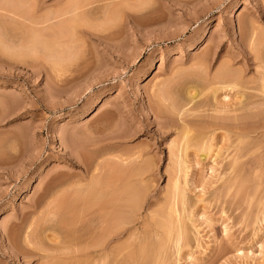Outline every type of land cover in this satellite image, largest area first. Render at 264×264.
Listing matches in <instances>:
<instances>
[{
    "label": "rangeland",
    "instance_id": "obj_1",
    "mask_svg": "<svg viewBox=\"0 0 264 264\" xmlns=\"http://www.w3.org/2000/svg\"><path fill=\"white\" fill-rule=\"evenodd\" d=\"M94 1L75 16L74 0H0V264H85L87 256L65 255L99 224L87 201L90 178L95 168L105 175L112 158L115 168L117 161L152 167L147 182L128 184L142 185L147 198L136 213L135 239L127 233L119 240L124 251L116 264H264V129L240 138L205 119L217 108L241 115V92L250 104L264 101V0ZM113 3H123L115 18ZM221 69L232 73L233 87L213 93ZM211 134L206 158L207 148L193 147ZM186 138L191 146L200 142L180 171L171 152ZM237 145L249 152L242 186L226 170ZM176 180L178 197L171 192ZM179 220L187 234L178 246Z\"/></svg>",
    "mask_w": 264,
    "mask_h": 264
},
{
    "label": "bare ground",
    "instance_id": "obj_2",
    "mask_svg": "<svg viewBox=\"0 0 264 264\" xmlns=\"http://www.w3.org/2000/svg\"><path fill=\"white\" fill-rule=\"evenodd\" d=\"M75 1V5H74V10H76L75 12L73 11L72 13L76 16V14L75 13H79V12H82V11H79V10H83L82 8H86L87 6H90V5H93V3L95 2L94 0H74ZM143 1V0H142ZM120 2V1H119ZM122 2H124V1H122ZM144 2V1H143ZM148 2V1H147ZM97 3V2H96ZM125 3V2H124ZM114 4V3H113ZM112 4V5H113ZM119 4V3H118ZM117 4V6H116V4H114L113 5V8H112V10H111V8L110 7H108V8H110V10H111V12L114 14H112L113 15V17L118 13V12H120L121 13V10H122V8H120V9H118V7H120V5L122 6V4L123 3H121L120 5H118ZM133 4H135V3H133ZM139 4V3H138ZM146 4V3H145ZM126 5H127V2H126ZM98 6V5H97ZM145 6V5H144ZM143 6V7H144ZM92 7V6H91ZM100 7V6H99ZM107 7V6H106ZM105 7V8H106ZM116 7V9H114ZM68 8V7H67ZM70 8H72V7H70ZM88 8V7H87ZM95 8V7H94ZM125 8H128V7H125ZM114 9V10H113ZM140 9V8H139ZM144 9V8H143ZM73 10V9H72ZM116 10H118V11H116ZM61 11V10H60ZM84 11H85V9H84ZM88 11V10H87ZM115 11V12H114ZM130 11H131V9H130ZM138 11V10H137ZM71 12V11H70ZM117 12V13H116ZM23 13V12H22ZM62 13H64V12H62ZM61 13V14H62ZM84 13H86V11L84 12ZM116 13V14H115ZM132 13V12H131ZM133 14V13H132ZM73 15V16H74ZM78 15V14H77ZM120 15V14H119ZM121 15H122V13H121ZM116 16H118V14L116 15ZM115 16V17H116ZM114 17V18H115ZM136 17V16H135ZM70 18V17H69ZM77 18V17H76ZM79 18V17H78ZM119 18V17H118ZM73 19V18H72ZM64 20V19H63ZM74 20H76V19H74ZM115 20V19H114ZM114 20H112V21H114ZM120 20V19H119ZM66 21V20H65ZM79 21V20H78ZM75 22H77V21H75ZM81 22V21H80ZM90 22V21H89ZM79 23V22H78ZM105 23H107V22H105ZM109 23V22H108ZM69 24H71L70 22H69ZM77 24V23H76ZM76 24H75V27H76ZM72 25H73V23H72ZM78 26H79V24H77ZM81 25V24H80ZM87 25V24H86ZM89 25V24H88ZM94 25V24H93ZM67 25H65V27H66ZM63 27H64V24H63ZM73 27H74V25H73ZM74 27V28H75ZM82 27V26H81ZM67 28V27H66ZM69 28H70V25H69ZM78 28V27H77ZM76 28V29H77ZM99 28V27H98ZM102 28H105V27H102ZM76 29H73L75 32H76ZM85 29H87V28H85ZM85 29H83V31L85 32L86 30ZM95 29V28H94ZM61 30V29H60ZM72 30V29H71ZM90 30H93V29H90ZM96 30V29H95ZM103 30V29H102ZM89 31V30H88ZM105 31V30H104ZM107 31V30H106ZM61 32V31H60ZM90 32V31H89ZM99 32V31H98ZM260 32V31H259ZM68 33V32H67ZM81 33H83V32H81ZM80 33V34H81ZM262 33V32H261ZM75 34V33H74ZM89 34V33H88ZM90 34H92L91 32H90ZM60 35H61V33H60ZM83 35V34H82ZM95 35V34H94ZM102 35V34H101ZM36 36V35H35ZM75 36V35H74ZM63 37V36H62ZM72 37V36H71ZM98 37V36H97ZM101 37V36H100ZM255 37V36H254ZM70 38V37H69ZM102 38V37H101ZM100 38V39H101ZM39 39V38H38ZM42 39V38H41ZM44 39V38H43ZM72 39V38H71ZM102 39H104V37L102 38ZM257 40V39H256ZM258 41V40H257ZM48 42H49V40H48ZM64 43H65V41H63ZM69 43V42H68ZM36 44V43H35ZM262 44V43H261ZM45 45V44H44ZM50 45V44H49ZM55 45H56V43H55ZM61 45V44H60ZM263 45V44H262ZM28 46V45H27ZM53 46V45H52ZM65 46V45H64ZM257 46V45H256ZM259 46V45H258ZM62 47V46H61ZM34 48V47H33ZM257 48V47H256ZM38 49V48H37ZM256 51H258V50H256ZM30 52V51H29ZM38 52V51H37ZM207 52V51H206ZM45 53V52H44ZM49 54V53H48ZM259 54V53H258ZM36 55H37V53H36ZM45 55V54H44ZM203 61L205 60V59H203V57L201 58ZM260 59V58H259ZM258 59V60H259ZM254 60H256L255 58H254ZM55 61V60H54ZM56 62H58V61H56ZM202 62V61H201ZM206 62V61H205ZM198 64H200V63H198ZM42 65V64H41ZM55 65V64H54ZM52 66V65H51ZM199 67H201V66H199ZM222 67V66H221ZM220 69V68H219ZM228 70V69H227ZM226 69H221V70H219V72H218V70H217V74L215 75V76H213L212 77V83L214 82V84L216 83L217 84V86L216 87H214L215 88V90H213V91H215V92H213V93H218V91L219 90H223L224 88H227V87H230L231 88V86H232V84L230 83V81L229 80H231V82H232V79H230V77L231 78H233L234 79V77H232V73H230L229 72V70L227 71ZM233 72V71H232ZM238 72V71H237ZM197 73H199V71L197 72ZM239 73V72H238ZM200 74H202V73H200ZM240 74V73H239ZM198 75V74H197ZM201 76V75H200ZM204 76V75H203ZM202 76V77H203ZM205 76H207V75H205ZM234 76V75H233ZM197 77H199V75L197 76ZM260 77V76H259ZM238 78V77H237ZM250 78V77H249ZM204 79V78H203ZM240 80V79H239ZM261 80V79H260ZM263 80V79H262ZM205 81V80H204ZM249 81V80H248ZM250 82V81H249ZM253 82V81H252ZM260 82H262V81H260ZM210 83V82H209ZM262 84V83H261ZM231 85V86H230ZM236 85V84H235ZM263 85H264V83H263ZM263 85H262V87H263ZM209 86V85H208ZM246 86V85H245ZM233 87V86H232ZM213 89V88H212ZM233 89V88H232ZM220 92V91H219ZM249 93V92H248ZM261 93H262V91H261ZM189 94V93H188ZM219 94V93H218ZM235 94V93H234ZM190 95V97H191V100H194V98L195 97H197L196 95H194V94H189ZM192 95V96H191ZM199 95V94H198ZM214 95V94H213ZM222 95V94H221ZM230 95V94H229ZM228 94H225L224 95V98H227L228 96H229ZM258 95V94H257ZM251 96V95H247L246 94V92H241V93H239V98H240V103H242V107L241 108H239L240 110L241 109H244V112H243V110H242V112L243 113H241V115H238L237 114V116L236 115H233V116H229V115H219V113L222 111V112H224L225 113V111H223V108L222 109H218L217 108V110L219 111H217V112H215L216 113V115L215 114H213V115H211L210 117H209V115H208V117L207 118H205L206 119V121H207V125L209 126V128L211 127V128H214V129H216V128H227V129H229V130H235V132L237 131V134L239 135V137L241 138H249V137H251L253 134H257V133H259V131H261V130H263L264 129V101L262 102V104H258V105H255V104H252L253 106H250L251 104L249 103L250 102V100H249V97ZM189 97V98H190ZM218 97H220V96H216V98L218 99ZM258 97H260V96H258ZM214 98H215V95H214ZM259 99V98H258ZM184 100V99H183ZM215 100V99H214ZM190 101V100H189ZM217 101V100H216ZM219 101V100H218ZM224 101V100H223ZM249 101V102H248ZM175 102H176V100H175ZM192 102V101H191ZM173 103V102H172ZM171 103V104H172ZM187 103V102H186ZM224 104H225V102H223ZM258 103V102H257ZM260 103H261V101H260ZM170 104V105H171ZM178 104V103H177ZM182 104H183V102H182ZM199 104V103H198ZM232 104V103H231ZM202 105V104H201ZM213 105V104H212ZM216 105V104H215ZM239 105V104H238ZM169 106V105H168ZM173 106V105H172ZM178 106V105H177ZM198 106V105H197ZM200 106V105H199ZM179 107H180V105H179ZM182 107H184V109L182 110L181 109V107H180V109H181V111H180V109H179V113H182V112H184V114L185 113H187V115H188V112L186 111L185 112V106H182ZM216 107H217V105H216ZM212 108V107H211ZM214 108V107H213ZM212 108V109H213ZM169 109V108H168ZM177 109H178V107H177ZM187 109V108H186ZM215 111H216V109H214ZM226 110V109H225ZM229 110V109H228ZM171 111V110H170ZM191 111V110H190ZM195 111V110H194ZM221 112V113H222ZM230 112V111H229ZM237 112V111H236ZM239 112V111H238ZM192 113V112H191ZM194 113V112H193ZM217 113H218V115H217ZM183 115V114H182ZM194 116H195V114H194ZM197 116V115H196ZM200 116V115H199ZM198 116V117H199ZM206 116V115H205ZM208 118H210L209 120H207ZM205 121V122H206ZM207 126V127H208ZM202 127H203V125H202ZM186 128V127H185ZM188 129V128H187ZM208 130H210V129H208ZM203 131V130H202ZM214 131V130H213ZM212 131V132H213ZM217 131V130H216ZM215 131V132H216ZM208 134V133H207ZM232 134V133H231ZM263 134V133H262ZM212 135V134H211ZM218 135V134H217ZM208 136V135H207ZM210 137H212V138H210V140H208L207 139V144H203L202 142L205 140H203L201 143L203 144H201V143H199L200 144V146H196V147H193L194 145H196V143L197 142H200V141H197L193 146H191L192 144H190V141H188L187 140V138L186 139H183V142H181L180 144H178L179 145V147H177V148H179L178 149V151L177 152H174V151H172L171 152V155L173 154V153H176V157H178L179 158V161L178 162H176V167H178L179 166V170L181 171L182 169H184L185 167H188L189 168V166H187L186 164L190 161V155H188V151L190 150L189 148H191V147H193V148H198L197 150L198 151H203V150H205V148H207L205 151H203L204 153L202 154V155H205V157L207 158L209 155H208V153L210 154L211 153V151H213V145H211V142L213 141L212 139H213V135L212 136H210ZM215 137V136H214ZM235 137H237V136H235ZM197 138V137H196ZM203 138V137H202ZM226 138V137H225ZM239 138V139H240ZM189 139V138H188ZM200 140V139H199ZM243 140V139H242ZM253 140V139H252ZM255 140V139H254ZM209 141H211L210 143H209ZM241 141V140H240ZM244 141V140H243ZM192 142V141H191ZM194 142V141H193ZM253 142V141H252ZM205 143V142H204ZM241 143V142H240ZM244 145L246 144V143H244V142H242ZM251 143V142H250ZM255 143V142H254ZM260 143V142H259ZM213 144V143H212ZM223 144V143H222ZM239 144V143H238ZM253 144V143H252ZM257 144V143H256ZM255 144V145H256ZM206 145V146H205ZM236 145V144H235ZM247 145H249V144H247ZM254 145V146H255ZM171 146H172V144H171ZM238 146V145H237ZM236 146V147H237ZM241 145H239L238 146V152L236 153V155H235V157L233 158V159H231L232 161H230L228 164H227V167H226V170L228 169L229 171H230V173H228L227 172V174L229 175H231L232 173L234 174L235 173V176L236 177H234V178H237L238 179V181L240 182L241 181V179H242V183L244 182V181H246L248 178H245V176H244V178L242 177L243 175L242 174H244V168H245V161H244V158L247 156V155H249V152L248 151H246V152H244L245 150H244V147L243 146H241ZM229 147V146H228ZM234 147V146H233ZM200 148V149H199ZM250 148V147H249ZM174 149V148H173ZM203 149V150H202ZM212 149V150H211ZM220 149V148H219ZM239 149H240V151H239ZM172 150V149H171ZM176 150V149H175ZM226 150V149H225ZM243 150V151H242ZM249 150V149H248ZM219 151V150H218ZM104 152V151H103ZM206 152V153H205ZM177 153H178V156H177ZM180 153V154H179ZM217 155L216 156H218L219 155V152H217L216 153ZM139 155V154H138ZM106 156V155H105ZM115 156V155H114ZM116 156H117V154H116ZM120 156V155H119ZM125 156V155H124ZM173 156H175L174 154H173ZM188 156H189V158H188ZM197 156H199V155H197ZM256 156V155H255ZM210 157V156H209ZM215 157V156H214ZM254 157V156H253ZM172 158V157H171ZM175 158V157H174ZM188 158V159H187ZM261 158V157H260ZM264 158V157H263ZM109 159V158H108ZM113 159V158H112ZM112 159H110V160H108L107 162V167H108V172L106 171V173H105V175H101V174H99L98 172H96L99 168H95L94 169V167H93V169H94V171H92L93 173L91 174V178H90V180L92 181H90L91 183H90V185H92L93 184V186H90L91 188L93 187V193L92 194H90L89 196H88V194H87V196H88V198H89V200H87V199H83L84 201H85V203H87V201H90V202H88L89 204L88 205H90V209H91V211H92V209L94 210V213H95V215H96V212H97V214L99 215V217L100 218H98V219H100L99 220V224H97L95 227H97L96 228V230H94V232H93V228H92V232H90V233H92V234H90L91 236H90V240H88V242H86L85 243V245L83 246V247H77V249L76 248H74V249H72L70 246V248L72 249L71 250V252H69L68 251V253L66 252V254L67 255H65L66 257L68 256V255H70L71 257H74V258H81L82 256H85V258H86V256H87V258L89 259H87V260H85V261H87V262H85V264H116V263H118V261L120 260V255L122 256V252L124 251V249H122V247H121V244H119V240L121 239V237L122 236H124L125 234H129V236L130 237H133V235L135 236V234H136V229H137V224H136V213H137V211H139L140 210V208H138V207H140L141 205H142V201H144V197H146V196H143L144 194L142 193L143 191H145V193H147V191H146V188H143L142 189V192L140 191V186L141 187H143L142 185H139V188H137L138 186H137V184L135 185V184H133V185H128L129 183H131L132 181H135L134 183H140V184H142L141 183V181L143 180L144 181V177H146L145 175L149 172V170H150V168H152L151 166L149 167V168H147L148 166L146 165L147 164V161L144 163V162H142V164L144 163V165L145 166H143L142 168H141V166L140 167H138V168H140L139 170L137 169H135V170H133V169H130V168H128V167H125L124 165H122V164H119L120 162H118L117 161V165H115L116 166V168L113 166L114 165V161H112L113 163H111V160ZM115 159V158H114ZM121 159V158H120ZM123 159V158H122ZM128 159V158H127ZM151 159V158H150ZM150 159H149V162H150ZM176 159V158H175ZM250 159V158H249ZM103 160V159H102ZM129 160V159H128ZM178 160V159H177ZM176 160V161H177ZM189 160V161H188ZM202 159H200V160H198V161H194L195 163V165H199L200 166V164L202 163V161H201ZM228 161V160H227ZM260 161H261V159H260ZM104 162V161H103ZM116 162V161H115ZM127 162V161H126ZM136 162V161H135ZM173 162V161H172ZM178 163V164H177ZM214 163V162H213ZM227 163V162H226ZM251 163V162H250ZM253 163V162H252ZM262 163V164H261ZM260 164H259V167H263L264 166V163L263 162H261ZM89 164V163H88ZM92 164V163H91ZM103 164V163H102ZM116 164V163H115ZM131 164H133V163H131ZM150 164V163H149ZM148 164V165H149ZM190 164H191V162H190ZM98 165V164H97ZM140 165V164H139ZM184 165H186L185 167H183ZM191 165H193V164H191ZM194 165V166H195ZM95 166V165H94ZM258 166V165H257ZM98 167V166H97ZM114 167V169H112ZM86 168V167H85ZM102 168V167H101ZM104 168H106V167H104ZM188 168H186L185 170H187ZM213 168V167H212ZM260 169H262V168H260ZM263 169H264V167H263ZM89 170V169H88ZM178 170V172H180ZM151 171V170H150ZM189 171V170H188ZM216 171H218V170H216ZM258 171V170H257ZM260 171V170H259ZM186 174H187V172H185ZM179 174V173H178ZM178 174H177V176H178ZM90 175V174H89ZM226 175V174H225ZM87 176V175H86ZM100 176H102V177H100ZM241 179H240V178ZM146 178H148V177H146ZM178 178V177H177ZM233 177H230L229 176V179H230V181L232 182V181H235V179H234ZM228 179V178H227ZM226 179V180H227ZM232 179H234V180H232ZM260 179V178H259ZM130 180H131V182H130ZM171 180V179H170ZM179 180V179H178ZM178 180H176V183L174 184V186H175V188H173L174 190L173 191H171V192H174V194H173V196L175 195V197H176V195H177V192H178V190L180 189L181 190V186H180V184H179V181ZM190 181H192V180H190ZM229 181V180H228ZM237 180L235 181V182H238ZM144 182H147L146 181V179H145V181ZM174 182H175V179H174ZM187 182V181H186ZM231 182H230V185L229 186H231L232 184L234 185V182H232V184H231ZM238 182V184L239 185H241L242 186V183L240 184ZM248 182H250L249 180H248ZM260 182V181H259ZM246 183H247V181L246 182H244L243 183V185L245 184L246 185ZM71 184V183H70ZM228 183H226V185H227ZM74 185V184H73ZM135 185V186H134ZM143 185H145V183H143ZM187 185V184H186ZM78 186V185H77ZM95 186V187H94ZM150 186V185H149ZM171 186H172V184H171ZM188 186V185H187ZM228 186V187H229ZM90 187H88L87 189L90 191V190H92V189H90ZM227 187V186H226ZM236 187H237V185H236ZM79 188H81V187H79ZM85 188V187H84ZM95 188V189H94ZM98 188V189H97ZM124 188V189H123ZM126 188V189H125ZM147 188H148V186H147ZM150 188V187H149ZM184 188V187H183ZM69 189H71L70 187H69ZM76 189V188H75ZM97 189V191H95ZM145 189V190H144ZM227 189H229V188H227ZM240 189V188H239ZM86 191V193L87 192H89V191ZM99 190V191H98ZM127 190V191H126ZM149 190V189H148ZM179 190V191H180ZM225 190V189H224ZM230 190V189H229ZM246 190V189H245ZM95 191V192H94ZM85 192V191H84ZM96 192H98V194L96 193ZM125 192H127V193H125ZM230 192V191H229ZM239 192V191H238ZM69 193V192H68ZM76 193V192H75ZM95 193V194H94ZM181 193V192H180ZM183 193H185L184 191H183ZM223 193V192H222ZM61 194H62V192H61ZM67 194V193H66ZM171 194V193H170ZM228 194V193H227ZM70 195V194H69ZM79 195V194H78ZM94 195V196H93ZM178 195H179V192H178ZM178 195H177V197H178ZM238 195V194H237ZM253 195V194H252ZM60 196V195H59ZM63 196V195H62ZM66 196V195H65ZM73 196V195H72ZM76 196V195H75ZM83 196V195H82ZM86 196V195H85ZM86 196V197H87ZM92 196V197H91ZM172 196V197H173ZM69 197H71V196H69ZM85 197V198H86ZM183 197H184V199H185V195H183ZM239 197V196H238ZM244 197V196H243ZM75 198V197H74ZM83 197H81V199H82ZM147 198V197H146ZM253 198V197H252ZM57 199V198H56ZM80 199V198H79ZM92 199V200H91ZM177 199V198H176ZM183 199V200H184ZM64 200V199H63ZM72 200V199H71ZM76 200V199H75ZM87 200V201H86ZM146 200V199H145ZM182 200V201H183ZM225 200V199H224ZM52 201V200H51ZM172 201H174V199L172 198ZM261 201V200H260ZM59 202H61V201H59ZM129 203V204H128ZM140 203V204H139ZM185 203V202H184ZM184 203H182V204H184ZM51 204H53V203H51ZM75 204V203H74ZM84 204V203H83ZM132 204V205H131ZM131 205V206H130ZM172 205V204H171ZM259 205V204H258ZM51 206V205H50ZM54 206V205H53ZM55 206H56V204H55ZM59 206V205H58ZM85 206H87V205H85ZM151 206V205H150ZM84 207V206H83ZM89 207V206H88ZM171 208H173V207H171ZM177 208V207H176ZM52 209V208H51ZM90 209H86L87 210V212H88V210H90ZM139 209V210H138ZM192 209H193V207H192ZM191 209V210H192ZM43 210V209H42ZM45 210V209H44ZM54 210H55V208H54ZM174 210V209H173ZM71 211V210H70ZM45 213V212H44ZM66 213V212H65ZM94 213H93V215H94ZM54 214V213H53ZM180 214V213H179ZM178 214V215H179ZM72 215V214H71ZM97 215V216H98ZM178 215H177V217H178ZM40 217V216H39ZM38 217V218H39ZM53 217V216H52ZM57 217V216H56ZM89 217H91V216H89ZM95 217V216H94ZM171 217V216H170ZM174 217V216H173ZM179 217H181V215L179 216ZM188 217H190V216H188ZM87 218V217H86ZM93 218V217H92ZM175 218V217H174ZM182 218V217H181ZM47 219V218H46ZM82 219V218H81ZM89 219V218H88ZM179 219V218H178ZM177 219V220H178ZM190 219V218H189ZM50 220V219H49ZM67 220V219H66ZM90 220V219H89ZM94 220V219H93ZM164 220V219H163ZM175 220V219H174ZM191 220V219H190ZM165 221V220H164ZM169 221V220H168ZM167 221V222H168ZM172 221V220H171ZM176 221V220H175ZM184 221V220H183ZM183 221H181V220H179V222L177 221V227H175V229H178L176 232H177V234H175V235H178V237H177V239H176V244H178V246H179V244L181 243L180 241H181V239L187 234V232H185V230L187 229V228H185L186 226V223L185 222H183ZM193 221V220H192ZM40 222V221H39ZM48 222H50V221H48ZM92 222H94V221H92ZM173 222L174 221H172V224H173ZM183 222V223H182ZM71 223V222H70ZM88 223V222H87ZM166 223V222H165ZM164 222L162 223V224H165ZM185 223V224H184ZM28 224V223H27ZM78 224V223H77ZM86 224V223H85ZM156 224H157V222H156ZM159 225H161L162 227H163V225L161 224V222L160 223H158ZM169 224H170V222H169ZM31 225V224H30ZM55 225V224H54ZM69 225V224H68ZM168 225V224H167ZM44 226V225H43ZM67 226V225H66ZM89 226V225H88ZM173 227L175 226L174 224L172 225ZM172 226H171V224L169 225V226H167V227H165V229H166V234L168 235V237L170 236V235H172L171 233H173V231L172 230H174L173 228H172ZM189 226V225H188ZM41 227V226H40ZM74 227V226H73ZM72 227V228H73ZM79 227V226H78ZM91 227H93V226H91ZM94 227V228H95ZM148 227V226H147ZM33 229V228H32ZM31 229V230H32ZM57 229V228H56ZM51 230V229H50ZM54 230V229H53ZM160 230H161V228H160ZM190 230V229H189ZM28 231V230H27ZM59 231V230H58ZM91 231V230H90ZM175 231V230H174ZM187 231V230H186ZM78 232V231H77ZM42 233V232H41ZM52 233V232H51ZM50 233V234H51ZM74 233V232H73ZM184 233H186L185 235H184ZM30 234V233H29ZM58 234V233H57ZM70 234V233H69ZM160 234V233H159ZM191 234V233H190ZM38 235H39V233H38ZM64 235V234H63ZM28 236V235H27ZM56 236V235H55ZM59 236V235H58ZM68 236V235H67ZM166 236V235H165ZM174 235H172V237H173ZM34 237V236H33ZM127 237V236H126ZM146 237V236H145ZM171 237V236H170ZM189 237V236H188ZM30 238V237H29ZM32 238V237H31ZM62 238V237H61ZM134 238V237H133ZM141 238V237H140ZM42 239V238H41ZM135 239V238H134ZM134 239L133 240H131V241H133L132 242V245L134 244ZM142 239V238H141ZM147 239V238H146ZM164 239V238H163ZM170 239H172V238H170ZM53 240V239H52ZM56 240V239H55ZM71 240V239H70ZM136 240H137V238H136ZM65 241H67V240H65ZM87 241V240H86ZM182 241H184V240H182ZM57 242H59V241H57ZM180 242V243H179ZM34 243V242H33ZM71 243V242H70ZM121 243V242H120ZM125 243H127V241H125ZM44 244V243H43ZM129 244V243H128ZM146 244V243H145ZM144 244V245H145ZM171 244V243H170ZM37 245V244H36ZM49 245V244H48ZM57 245V244H56ZM68 245V244H67ZM81 245V244H80ZM124 245V244H123ZM122 245V246H123ZM143 245V244H142ZM151 245V244H150ZM163 245H164V243H163ZM167 245V244H166ZM184 245V244H183ZM38 246H40V244L38 245ZM73 246V245H72ZM126 246H127V244H126ZM153 246V245H152ZM168 246V245H167ZM180 246H182V245H180ZM64 247V246H63ZM66 247V246H65ZM130 247H132L131 245H130ZM48 248V247H47ZM53 248H54V246H53ZM57 248V247H56ZM125 248V247H124ZM127 248V247H126ZM139 248V247H138ZM137 248V249H138ZM143 248V247H142ZM162 248H165V247H162ZM176 248H177V246H176ZM183 248H184V246H183ZM33 249V248H32ZM40 249V248H39ZM38 249V250H39ZM46 249V248H45ZM44 249V250H45ZM49 249V248H48ZM48 249H47V251H48ZM61 249V248H60ZM69 249V248H68ZM159 249V248H158ZM167 249V248H166ZM30 250V249H29ZM35 250V249H34ZM56 250V249H55ZM66 250H67V248H66ZM123 250V251H122ZM178 250H180V248H178ZM177 250V251H178ZM31 252V251H30ZM122 253V254H121ZM131 253V252H130ZM149 253V252H148ZM25 254V253H24ZM53 254V253H52ZM64 254V253H63ZM135 254V253H134ZM178 254H179V252H178ZM27 255V254H26ZM54 255V254H53ZM45 256H47V254L45 255ZM49 257V256H48ZM47 257V258H48ZM89 257H92V259L90 260V258ZM126 257H127V255H126ZM134 257V256H133ZM146 257H147V255H146ZM44 258H46V257H44ZM52 258V257H51ZM68 258H70L69 256H68ZM122 258V257H121ZM136 258V257H135ZM58 259V258H57ZM73 259V258H72ZM119 259V260H118ZM171 259V258H170ZM59 260V259H58ZM74 260V259H73ZM80 260V259H79ZM145 260H147V259H145ZM169 260V259H168ZM43 261V260H42ZM53 261V260H52ZM120 261H122V260H120ZM119 261V262H120ZM129 261V260H128ZM130 261H132V260H130ZM170 261V260H169ZM59 262V261H58ZM76 262V261H75ZM78 262V261H77ZM80 262V261H79ZM125 262H126V260H125ZM134 262V261H133ZM150 261H148V263H149ZM47 263V262H46ZM52 263V262H51ZM60 263V262H59ZM67 263V262H66ZM69 263V262H68ZM143 263V262H142ZM170 263V262H169ZM44 264V263H43ZM50 264V263H49ZM61 264V263H60ZM72 264H73V262H72ZM84 264V263H83Z\"/></svg>",
    "mask_w": 264,
    "mask_h": 264
}]
</instances>
